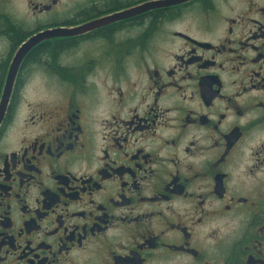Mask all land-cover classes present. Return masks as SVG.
I'll return each instance as SVG.
<instances>
[{"label":"flooded vegetation","instance_id":"obj_1","mask_svg":"<svg viewBox=\"0 0 264 264\" xmlns=\"http://www.w3.org/2000/svg\"><path fill=\"white\" fill-rule=\"evenodd\" d=\"M156 1L0 0V264H264V0Z\"/></svg>","mask_w":264,"mask_h":264},{"label":"water","instance_id":"obj_2","mask_svg":"<svg viewBox=\"0 0 264 264\" xmlns=\"http://www.w3.org/2000/svg\"><path fill=\"white\" fill-rule=\"evenodd\" d=\"M185 1H188V0H159V1H156L157 3H153L150 5H163V6H165V5H170V4H174V3H182ZM59 33L60 32L54 33L53 35H56ZM34 42H36V40L33 38L30 43L25 45L19 52L16 53V55L14 56V59L11 63L10 69L7 72L5 84H4L3 91L1 93V98H0V123L3 119V117L5 116L7 108H8L10 93H11V89H12V83L14 80V76H15L16 69L18 66V62L20 61L25 49H27L29 47V45H31Z\"/></svg>","mask_w":264,"mask_h":264},{"label":"rangeland","instance_id":"obj_3","mask_svg":"<svg viewBox=\"0 0 264 264\" xmlns=\"http://www.w3.org/2000/svg\"><path fill=\"white\" fill-rule=\"evenodd\" d=\"M40 86H42L41 85V81L40 80H36V82L31 83V86H29L30 88L29 87H26V89H25V95H24L26 101L31 102L32 100L36 99L39 96L44 97L43 95H40L41 93L38 91V88ZM43 99H45V97L44 98L37 99V100L38 101H41Z\"/></svg>","mask_w":264,"mask_h":264},{"label":"trees","instance_id":"obj_4","mask_svg":"<svg viewBox=\"0 0 264 264\" xmlns=\"http://www.w3.org/2000/svg\"><path fill=\"white\" fill-rule=\"evenodd\" d=\"M60 43H61V42H60ZM60 43H57V47H60V45H61ZM50 53H51V52L49 51V52H48V55H49Z\"/></svg>","mask_w":264,"mask_h":264}]
</instances>
